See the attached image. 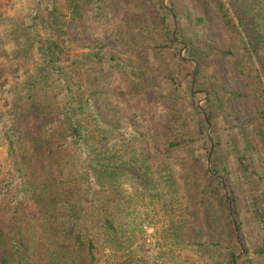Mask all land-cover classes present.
<instances>
[{"label":"trees","instance_id":"16d2710c","mask_svg":"<svg viewBox=\"0 0 264 264\" xmlns=\"http://www.w3.org/2000/svg\"><path fill=\"white\" fill-rule=\"evenodd\" d=\"M206 2L0 11V264H264V0Z\"/></svg>","mask_w":264,"mask_h":264},{"label":"rangeland","instance_id":"374dc122","mask_svg":"<svg viewBox=\"0 0 264 264\" xmlns=\"http://www.w3.org/2000/svg\"><path fill=\"white\" fill-rule=\"evenodd\" d=\"M202 7L205 9V14L209 19V25L208 28L210 29L212 33V38L216 40L217 42L223 43L224 42V36L220 32V28L215 22V19L212 15V12L206 2V0H199ZM164 3V2H163ZM0 4L2 7H0V11L5 12L6 14H16L17 11L22 10L25 11L27 8L31 6V0H0ZM166 4V3H164ZM2 8V9H1ZM175 31V28L173 32ZM0 32H1V26H0ZM172 32V34H173ZM179 48L178 52L182 56L183 55V49ZM190 70V66H189ZM23 79V74L20 72L18 78H10L8 84L5 86V88L0 92V132L6 130L10 126V115H9V108L12 104V100L15 95V91H17L16 82ZM235 81L237 82V78L234 77ZM194 82L192 80V86ZM206 94L203 95L202 93H197V104L198 106H201L203 104L204 98ZM118 114L124 118L128 116V112L124 106L121 104L117 106ZM210 130V125H208L207 129ZM207 133L208 130H207ZM0 169L2 171V175H6L10 169V160L7 155V143L4 139H0ZM133 220L132 215H125L122 218L121 223L124 225L130 224ZM141 220L143 221V228H144V237L146 242H150L155 233L159 231L164 221L156 216L153 215L152 212L148 211L146 214L143 213ZM109 252L106 250L104 252V255H107ZM101 258L103 260V255H101Z\"/></svg>","mask_w":264,"mask_h":264},{"label":"water","instance_id":"95a60500","mask_svg":"<svg viewBox=\"0 0 264 264\" xmlns=\"http://www.w3.org/2000/svg\"><path fill=\"white\" fill-rule=\"evenodd\" d=\"M163 2L165 3V0H163ZM175 33V31L173 32V34ZM193 82H194V76H193ZM209 132V128L207 129Z\"/></svg>","mask_w":264,"mask_h":264}]
</instances>
